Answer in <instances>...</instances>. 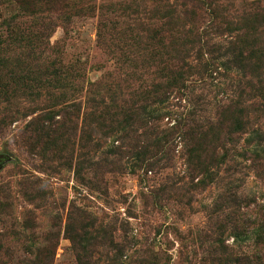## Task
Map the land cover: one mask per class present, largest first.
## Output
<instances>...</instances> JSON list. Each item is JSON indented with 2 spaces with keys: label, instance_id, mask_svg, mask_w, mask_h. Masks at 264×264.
<instances>
[{
  "label": "rangeland",
  "instance_id": "rangeland-1",
  "mask_svg": "<svg viewBox=\"0 0 264 264\" xmlns=\"http://www.w3.org/2000/svg\"><path fill=\"white\" fill-rule=\"evenodd\" d=\"M160 2L0 0V58L19 57L31 41L33 68L48 66L64 53L66 62L84 69V82L79 84L83 91L78 87L81 91L73 99L77 107L58 101L62 90H56V84L48 86V96L9 92L0 99V154L9 156L0 166V264L23 259L29 254L24 251L26 246L44 243L55 234L60 236L56 264H77L65 234L74 207L96 219L97 226L112 230L116 243L125 248L128 264L154 261L155 255L159 264H216L223 257L222 246L229 257L241 261L258 251L264 254V244L256 243L254 233L248 234L250 213L258 207L264 209V135L249 152V137L242 136L238 153L231 150L227 163L200 189L194 187L198 180L193 181L189 174L179 138L174 145L157 150L146 137L150 128L137 125L122 136L121 131L107 134L97 125L99 103L105 106L115 100L117 107L132 105L137 78H128L129 69L120 70L113 52L121 44L127 46L126 31L132 29L136 34L140 21L153 28L163 22L166 8L164 4L159 7ZM219 2L234 13L245 0ZM170 3L182 10V17L186 7L200 4L196 0ZM198 7L188 26L201 30L212 16ZM207 40L225 42L215 30L208 33ZM223 64L220 61L215 71L193 77L185 94L175 92L165 103H148V113L171 114L156 122L159 137L166 135L177 117L190 121L214 115L217 105L229 96L234 75ZM98 82V92L91 91L90 83ZM119 83L124 86L119 88ZM144 105V101H136L137 109L142 111ZM58 111L62 113L50 120L49 112ZM50 125L56 135L44 129ZM262 125L264 129V122ZM147 144L151 148L144 156L140 152ZM255 151L262 157L258 169L252 161L258 159ZM95 163L98 165L91 170ZM76 170L83 172L81 177ZM33 187L45 192L43 199L30 201L25 194ZM28 220L32 221L29 229L25 226ZM107 254L96 244L91 257L105 264Z\"/></svg>",
  "mask_w": 264,
  "mask_h": 264
},
{
  "label": "trees",
  "instance_id": "trees-1",
  "mask_svg": "<svg viewBox=\"0 0 264 264\" xmlns=\"http://www.w3.org/2000/svg\"><path fill=\"white\" fill-rule=\"evenodd\" d=\"M161 1L159 7L164 4L162 7L166 8L161 18L163 22L157 27L153 24V28L149 23L140 21L136 34H133L132 29L126 31L129 33V38L126 39L128 42H125L128 43L127 46L121 44L117 53L113 52L120 70L127 72L129 69L128 78H137L131 93L132 105L128 108L123 105L117 107L115 100L105 106L99 103L97 115L100 120H97V125L107 130V134L114 135L121 131L122 136L133 132L137 125L150 128L146 137L151 138L150 145L157 150L163 149L165 144L174 145L175 140L179 138L184 149L189 174L193 181L198 180L194 187L201 189L207 185L208 181H212L219 168L227 163L231 150L233 153H238L237 147L242 136L249 137L246 139L247 152L252 151L254 141L261 142L263 139L264 0H245L239 9H234V13H231L229 5H224L219 0H208V2L196 0L200 4L186 7L183 17L182 10H179L177 5L171 4L170 0ZM188 1L191 2V0ZM131 6L130 3L127 7ZM179 6L182 7V5ZM198 6L212 16L211 22L209 21V24L201 30L196 25H191V28L188 26L189 20L194 21L192 16L196 14ZM213 30L219 37H223L225 42L208 41V33L210 34ZM29 42V47L21 52L19 57L9 54L0 58V99L9 92L36 94L42 92L48 96V86L54 87L56 84L55 89L62 90L58 94V101H64L63 104L71 102V107H77L73 99L81 90L83 91V85L80 87L79 84L84 82V69L76 68L73 63L66 62L64 53H61L62 55L60 54L59 58L48 66L38 64V67L33 68L31 62L35 56L32 53L34 47L33 42ZM48 54H50L49 51L45 52L46 58ZM192 59L196 64L191 61ZM220 61H225L223 65L234 75L230 94L226 100L217 105L214 115L207 119L201 117L199 120L190 121L177 117L173 125L170 122L171 126L165 131L166 135L159 137L155 133L156 122L159 118L164 119L171 114L166 112L163 116H155L158 112L155 110L148 113L146 112L148 103L153 105L165 103L175 92L185 94L189 89L188 82L193 77L207 70L215 71ZM49 80L53 83L49 84ZM99 82L90 83L91 91L98 92L101 86ZM117 85L119 88L124 86L120 83ZM78 87L81 90L77 89ZM136 101L145 102L142 111L136 108ZM117 110L119 112H116ZM61 113L62 111L49 112L48 116L51 117L50 120H54ZM118 115H123L122 119L118 118ZM44 129L50 135L57 133L52 125L44 126ZM150 145L144 146L140 153L146 156L151 148ZM137 147L139 146H136V150ZM255 152L258 159L253 158L252 161L258 169L257 163L262 157L258 151ZM97 165L98 163L92 164L91 170ZM75 172L78 178L83 173L81 170ZM34 188L27 189L25 194L31 198V202L43 199L45 194L42 190ZM263 210L259 207L252 210L248 225V234L254 233L256 243L262 245L264 244ZM87 216L86 211L78 207L72 208L65 228V234L72 244L71 249L76 254L77 264H100L91 257L96 244L109 252L104 256L105 264H128L129 257L125 254V248L116 243L112 230L104 225L97 226V220ZM86 219H89V222ZM25 226L27 229L31 228L32 221L28 220ZM59 237L55 234L51 239L45 238L44 243L26 246L24 251L29 254L23 259L9 261L11 264H56ZM222 247H224L221 249L223 257H220L216 264H240L241 262L264 264V254L260 251L239 261L229 257L226 247ZM4 263L5 261L2 264ZM159 263V256L155 255L154 261L145 260L141 264Z\"/></svg>",
  "mask_w": 264,
  "mask_h": 264
},
{
  "label": "water",
  "instance_id": "water-1",
  "mask_svg": "<svg viewBox=\"0 0 264 264\" xmlns=\"http://www.w3.org/2000/svg\"><path fill=\"white\" fill-rule=\"evenodd\" d=\"M9 159V156L5 154H0V166L3 165L5 162H7Z\"/></svg>",
  "mask_w": 264,
  "mask_h": 264
}]
</instances>
